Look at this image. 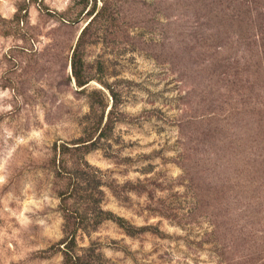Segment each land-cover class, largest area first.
<instances>
[{
	"label": "rangeland",
	"instance_id": "374dc122",
	"mask_svg": "<svg viewBox=\"0 0 264 264\" xmlns=\"http://www.w3.org/2000/svg\"><path fill=\"white\" fill-rule=\"evenodd\" d=\"M104 85L118 121L85 160L119 186L102 209L149 231L105 221L79 246L264 264V0H0V264H62L43 253L62 237L52 148L81 136L92 91L105 121Z\"/></svg>",
	"mask_w": 264,
	"mask_h": 264
},
{
	"label": "trees",
	"instance_id": "16d2710c",
	"mask_svg": "<svg viewBox=\"0 0 264 264\" xmlns=\"http://www.w3.org/2000/svg\"><path fill=\"white\" fill-rule=\"evenodd\" d=\"M88 25L89 23L82 29L70 61L71 73L79 88L85 87L88 83L79 72L83 63L80 43ZM104 87L112 98L105 121H103L107 108L105 97L92 91L91 95L98 96V100L89 103L90 113L83 118L81 136L70 143L54 145L52 148L53 176L59 185L56 194L62 219V237L43 253H59L62 264H102L105 257L99 247L93 243L81 247L78 244V237L80 234H89L105 221L114 223L129 237L149 231L148 227H136L111 211L102 209L101 188L106 187L112 194L118 196L119 186L114 180L103 181L97 176L99 169L93 168L85 160L87 154L99 148L101 140L108 138V132L118 121L112 118L117 105L116 96L107 85ZM97 112H100V115H97Z\"/></svg>",
	"mask_w": 264,
	"mask_h": 264
}]
</instances>
